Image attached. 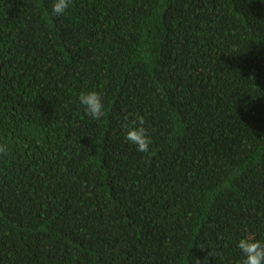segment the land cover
Segmentation results:
<instances>
[{"label": "trees", "instance_id": "1", "mask_svg": "<svg viewBox=\"0 0 264 264\" xmlns=\"http://www.w3.org/2000/svg\"><path fill=\"white\" fill-rule=\"evenodd\" d=\"M52 3L0 0V264H239L264 242V0Z\"/></svg>", "mask_w": 264, "mask_h": 264}, {"label": "clouds", "instance_id": "2", "mask_svg": "<svg viewBox=\"0 0 264 264\" xmlns=\"http://www.w3.org/2000/svg\"><path fill=\"white\" fill-rule=\"evenodd\" d=\"M72 0H53L51 5L52 16H63L70 8ZM78 102L83 108L84 113L92 120L101 121L106 116L105 105L101 93L98 91H81L78 95ZM124 123L121 127L124 129V140L135 146L136 151L148 153L152 144L150 136L145 128V120L139 114H129L123 117ZM10 142L6 138L0 139V157H6L10 154ZM237 247L242 254L239 264H264V242L250 237L247 234L240 238ZM204 249L205 247H199ZM211 249V248H210ZM215 260L219 253L211 249L207 254ZM193 264H202L199 258L193 260ZM207 264V256L204 259Z\"/></svg>", "mask_w": 264, "mask_h": 264}, {"label": "bare ground", "instance_id": "3", "mask_svg": "<svg viewBox=\"0 0 264 264\" xmlns=\"http://www.w3.org/2000/svg\"><path fill=\"white\" fill-rule=\"evenodd\" d=\"M138 22V21H137ZM126 27V26H125ZM133 35V34H132ZM152 61V60H151ZM145 66V65H144ZM146 67H147V65H146ZM152 67V66H151ZM130 68V67H129ZM150 70V69H149ZM132 71V70H131ZM151 71V70H150ZM140 73H142V72H140ZM153 73V72H152ZM148 74V73H147ZM134 77V76H133ZM156 77V76H155ZM141 78H142V76H141ZM153 80V79H152ZM145 81V80H144ZM151 82V81H150ZM155 82H156V80H155ZM194 89V88H193ZM158 90V89H157ZM205 90V89H204ZM225 94V93H224ZM206 97V96H205ZM223 98V97H222ZM243 103V102H242ZM201 106H203V105H201ZM218 110V109H217ZM184 111H186V110H184ZM246 117V116H245ZM168 118V117H167ZM202 123V122H201ZM238 126V125H237ZM227 128V127H226ZM230 131V130H229ZM240 132V131H239ZM225 137V136H224ZM216 152V151H215ZM227 158V157H226ZM208 165V164H207Z\"/></svg>", "mask_w": 264, "mask_h": 264}]
</instances>
